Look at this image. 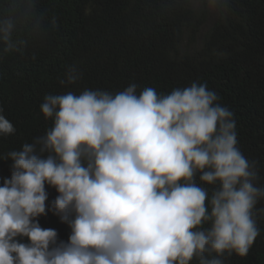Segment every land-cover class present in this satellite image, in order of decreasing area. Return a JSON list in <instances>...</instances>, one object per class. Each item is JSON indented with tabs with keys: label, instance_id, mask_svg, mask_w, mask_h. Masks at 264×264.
<instances>
[{
	"label": "clouds",
	"instance_id": "clouds-1",
	"mask_svg": "<svg viewBox=\"0 0 264 264\" xmlns=\"http://www.w3.org/2000/svg\"><path fill=\"white\" fill-rule=\"evenodd\" d=\"M16 28L0 17L3 53L23 52ZM79 75L73 66L60 83ZM136 89L44 97L54 126L4 157L12 164L0 186V264H225V254L247 255L264 187L236 147L233 113L206 83L168 95ZM14 131L0 114V134ZM198 172L215 186L210 197ZM45 184L59 193L48 210L69 224L67 242L35 219L46 214Z\"/></svg>",
	"mask_w": 264,
	"mask_h": 264
},
{
	"label": "trees",
	"instance_id": "trees-1",
	"mask_svg": "<svg viewBox=\"0 0 264 264\" xmlns=\"http://www.w3.org/2000/svg\"><path fill=\"white\" fill-rule=\"evenodd\" d=\"M215 3L217 15L202 30L206 0L196 8L191 0H0V17L11 16L18 38L27 42L22 53H3L0 45V114L15 129L0 134V186L11 177L6 154L54 126V117L40 110L46 95H115L131 83L137 95L147 87L168 95L197 82L206 83L219 97L215 103L233 113L236 147L254 163L255 183L264 187V0ZM73 66L79 78L61 84ZM200 174L195 183L210 197L215 186L201 182ZM45 189L46 214L35 219L41 228L55 229L58 242H67L69 224L48 210L59 193L48 184ZM262 209L264 197L253 208L259 235L247 255L225 254V264H264ZM190 264H198L197 258Z\"/></svg>",
	"mask_w": 264,
	"mask_h": 264
},
{
	"label": "rangeland",
	"instance_id": "rangeland-1",
	"mask_svg": "<svg viewBox=\"0 0 264 264\" xmlns=\"http://www.w3.org/2000/svg\"><path fill=\"white\" fill-rule=\"evenodd\" d=\"M192 5L196 8L201 0H191ZM207 8H208V18L206 23L202 26V30H205L211 23L212 20L216 17V3L215 0H206Z\"/></svg>",
	"mask_w": 264,
	"mask_h": 264
}]
</instances>
